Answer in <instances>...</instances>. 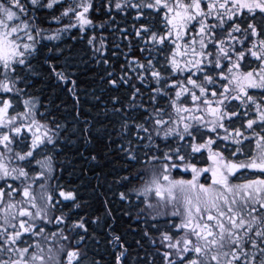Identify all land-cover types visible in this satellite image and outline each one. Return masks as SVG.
Wrapping results in <instances>:
<instances>
[{
	"label": "trees",
	"instance_id": "1",
	"mask_svg": "<svg viewBox=\"0 0 264 264\" xmlns=\"http://www.w3.org/2000/svg\"><path fill=\"white\" fill-rule=\"evenodd\" d=\"M187 1L19 0L34 47L0 68V100L14 105L0 133V264H257L255 236L225 240L216 262L191 231L155 221L183 214L158 189L179 164L173 180L192 193V152L212 131L217 74L205 69L227 59L210 10L182 42ZM241 107L227 101L223 114Z\"/></svg>",
	"mask_w": 264,
	"mask_h": 264
},
{
	"label": "flooded vegetation",
	"instance_id": "2",
	"mask_svg": "<svg viewBox=\"0 0 264 264\" xmlns=\"http://www.w3.org/2000/svg\"><path fill=\"white\" fill-rule=\"evenodd\" d=\"M7 2L22 8L19 0ZM203 9L213 12L214 29L225 32L228 49L225 65L205 69L217 74L210 78L216 84L208 101L212 121L209 149L205 150L200 143L192 152L193 161L188 165L191 183H186L192 186V193L185 190L180 195L173 180L179 164L172 166L173 171L166 168L164 186L158 189L157 197L163 207L180 200L183 214L177 209L173 217L155 221H169L174 231H191L197 239V252L202 256L212 255L216 262L220 256L216 251L222 242L229 239L230 246L240 241L239 233L242 239L255 236L249 239L252 250L246 257L248 261L264 264V0L182 3L179 23L183 43L190 36L189 22L198 21ZM219 15L224 20L219 21ZM196 78L200 80L198 73ZM195 85L200 87L199 82ZM230 90L241 91L243 98L239 94L227 98ZM227 101L228 105L241 103L240 114H223L227 111L223 109ZM13 108L12 100H0V133L11 123ZM222 117H227V121ZM42 133L43 129L37 128L26 132L30 137ZM169 209L171 212L172 208ZM254 250H257L256 258ZM83 255L87 257V251Z\"/></svg>",
	"mask_w": 264,
	"mask_h": 264
},
{
	"label": "rangeland",
	"instance_id": "3",
	"mask_svg": "<svg viewBox=\"0 0 264 264\" xmlns=\"http://www.w3.org/2000/svg\"><path fill=\"white\" fill-rule=\"evenodd\" d=\"M3 13L4 9L0 7V65L11 66L18 61L20 62L24 53L32 50L34 44L31 36H22L20 34L24 33L23 29L20 30L14 27L13 23L17 19L15 14L6 11L5 15L2 16ZM23 41L24 43H22ZM19 49L22 50L19 51Z\"/></svg>",
	"mask_w": 264,
	"mask_h": 264
},
{
	"label": "bare ground",
	"instance_id": "4",
	"mask_svg": "<svg viewBox=\"0 0 264 264\" xmlns=\"http://www.w3.org/2000/svg\"><path fill=\"white\" fill-rule=\"evenodd\" d=\"M72 102V101H71Z\"/></svg>",
	"mask_w": 264,
	"mask_h": 264
}]
</instances>
